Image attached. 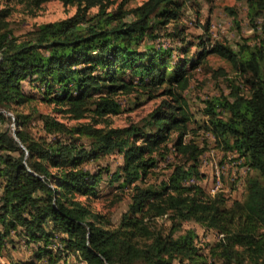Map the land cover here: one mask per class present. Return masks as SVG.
I'll list each match as a JSON object with an SVG mask.
<instances>
[{"label": "trees", "instance_id": "1", "mask_svg": "<svg viewBox=\"0 0 264 264\" xmlns=\"http://www.w3.org/2000/svg\"><path fill=\"white\" fill-rule=\"evenodd\" d=\"M59 1L75 6L74 13L40 23L24 38L9 28L10 9L0 8V246L18 230L36 244L33 260L7 264H71L64 259L69 254L85 264H264V39L212 40L206 24L198 55L172 64V49L148 41L160 33L186 41L180 21L185 4L196 0H145L133 8L131 0ZM246 1L258 28L264 0ZM227 10L238 24L237 10ZM210 54L226 59L234 76L218 69L229 93L205 100L204 128L254 171L244 198L231 204L224 193L212 195L190 181L202 177L204 150L186 140L193 113L183 92L191 70ZM135 92L162 100L142 123L110 126L108 118L122 112L119 96ZM36 98L75 122L22 110ZM33 122H39L35 133ZM171 148L180 161L167 179L148 182ZM112 153L123 162L111 175L82 166ZM105 175L130 190L118 223L89 202ZM187 221L216 231L218 239L206 250L197 230L184 228ZM55 237L57 251L47 247Z\"/></svg>", "mask_w": 264, "mask_h": 264}, {"label": "rangeland", "instance_id": "2", "mask_svg": "<svg viewBox=\"0 0 264 264\" xmlns=\"http://www.w3.org/2000/svg\"><path fill=\"white\" fill-rule=\"evenodd\" d=\"M144 1L131 0L128 3V7L133 8ZM228 6L234 7L237 10L238 24L234 22L233 16L227 10ZM3 7L10 9V14L6 20L9 23V28L18 38H24L28 31L40 23L66 18L75 11V6H64L59 0L46 1L39 7H34L31 3H28V0H0V8ZM95 11L96 9H91V13H95ZM257 23L258 28L252 26L246 0L190 1L185 4L180 21V26L185 27V32L188 35L186 41L160 33L159 37L150 39L148 42L157 45V47L163 46L172 49V57L169 60H171L172 64H175L185 57L193 58L198 55L201 49L198 46V37L205 35L204 26L206 24H209L208 33L212 40L222 41L225 39L236 45L238 42H243L247 39L253 43L258 36L260 39H264V11L258 17ZM170 31L172 30L170 29ZM186 46H189L187 54L183 50ZM220 68L226 70L229 76H234L230 63L215 54L208 55L201 65L190 72L189 87L183 92L193 113V120L190 122V133L186 136V140H193L204 150L199 157V170L202 177L192 179V182L198 183L212 195L224 193L228 204H231L236 199L244 198L248 178L254 171L245 164L244 158H240L236 152L226 150L223 145L216 141L214 135L204 128V124L207 121V117L203 112L205 100L213 95L229 93L227 78L217 73ZM28 85L27 83V87L29 88ZM119 99L122 105V112L108 118L110 126L117 127L126 126L131 123H142V119L160 104L162 97L158 96L149 99L146 94L135 92L120 95ZM32 108L50 113L67 124L75 122L60 114L53 103L43 102L39 98L30 101L22 110L29 111ZM10 115L12 116L11 113ZM89 119L86 117L81 119V121H88ZM105 123H102V125H105ZM32 126L33 132H37L39 122H33ZM80 141H83L85 144L87 143V140L83 138ZM171 145L172 142L169 144V147ZM172 149L165 156L158 157L157 164L148 177V182H159L162 179L168 178L173 165L179 162L181 158ZM122 162L123 158L119 153H112L83 163L82 166L90 170L103 168L108 170L111 175ZM215 163H218L224 172L219 176L221 178L220 186L213 185V167ZM109 179L108 175H105V180L99 186L98 197L91 199L89 202L93 210L105 213L113 222L118 223L122 214L128 209L130 190L126 189L125 192L120 190L118 184H110ZM1 189L2 181L0 179V193ZM119 197H122V199L119 200ZM164 220L166 219L161 221ZM184 228H195L200 235L199 245L205 246L206 250L219 237L216 231L206 229L193 221L185 222ZM18 232L19 230L11 232L10 237L0 246V263L7 264L12 261L33 260V251L36 248V244L26 243L25 239ZM59 246L58 238L55 237L47 247L53 251H57ZM64 259L71 264H85L83 260L74 254H69ZM38 264H45V261H38ZM174 264L179 263L175 261Z\"/></svg>", "mask_w": 264, "mask_h": 264}, {"label": "built area", "instance_id": "3", "mask_svg": "<svg viewBox=\"0 0 264 264\" xmlns=\"http://www.w3.org/2000/svg\"><path fill=\"white\" fill-rule=\"evenodd\" d=\"M213 170H214V172H213L214 184L213 185H219V176L222 175L224 172L222 170V167L218 163H215Z\"/></svg>", "mask_w": 264, "mask_h": 264}, {"label": "water", "instance_id": "4", "mask_svg": "<svg viewBox=\"0 0 264 264\" xmlns=\"http://www.w3.org/2000/svg\"><path fill=\"white\" fill-rule=\"evenodd\" d=\"M4 114L5 115H9V116H11L10 115V113L9 112H4ZM12 117V119H13V116H11ZM10 131H11V133H12V136L19 142V145L22 147V144L20 143V141L18 140V138L16 137V133H15V127H14V124L12 123L11 124V126H10Z\"/></svg>", "mask_w": 264, "mask_h": 264}, {"label": "bare ground", "instance_id": "5", "mask_svg": "<svg viewBox=\"0 0 264 264\" xmlns=\"http://www.w3.org/2000/svg\"><path fill=\"white\" fill-rule=\"evenodd\" d=\"M192 181V180H191ZM221 185V178L219 177V185L218 186H220Z\"/></svg>", "mask_w": 264, "mask_h": 264}]
</instances>
